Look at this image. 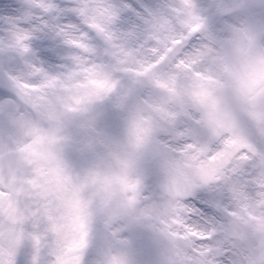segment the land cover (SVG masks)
Segmentation results:
<instances>
[{"label":"clouds","instance_id":"clouds-1","mask_svg":"<svg viewBox=\"0 0 264 264\" xmlns=\"http://www.w3.org/2000/svg\"><path fill=\"white\" fill-rule=\"evenodd\" d=\"M67 2L54 0L58 7ZM166 2L167 27L149 26L127 44L130 54L113 47L121 42L118 30L99 13H69L57 25L40 9L32 26L39 30L21 43L0 22V103L11 100L10 110L29 126L61 137L55 146L32 145L35 196L23 208L41 205L44 216L30 228L64 264H112L114 257L122 264H264V182L259 171L249 175L258 159L248 153L244 161L243 148L225 143L238 135L264 149V123L243 101L244 59L230 43L232 29L245 25L264 49V0H252L255 15L222 14L231 0H198L205 27L190 36L170 10L186 18L182 0ZM19 7L11 0L6 10ZM92 24L117 36L109 43ZM55 28L80 43H66ZM105 76L115 87L97 99L90 81ZM15 133L34 139L24 129ZM49 150L63 173L45 159ZM74 194L88 233L83 248L69 206ZM47 217L58 232L49 231ZM42 264H56L55 256Z\"/></svg>","mask_w":264,"mask_h":264},{"label":"snow or ice","instance_id":"snow-or-ice-1","mask_svg":"<svg viewBox=\"0 0 264 264\" xmlns=\"http://www.w3.org/2000/svg\"><path fill=\"white\" fill-rule=\"evenodd\" d=\"M5 7H11V2L0 0V8ZM166 7H168L166 0H162L158 6L146 3L145 0H68L63 7H58L54 0H48L47 3L44 0H20L19 8L0 12V22L6 25L5 32L12 36L17 43H21L31 38L39 30L32 26L38 19L37 13L40 9H47L54 16L57 25L69 13L79 14L82 17L93 12L99 13L106 16L108 23L118 30L121 42L113 47H118L121 51L130 54L132 49L128 48L127 44L140 40L149 26L167 27L168 19L162 11ZM180 7L187 11L186 18H182L176 7H172L170 10L177 13V19L184 25V30L189 36L205 27V19L200 14L198 0H182ZM258 7L259 5L254 4L252 0H231V4L221 8L220 11L222 14L255 15ZM91 27L104 33L105 39L109 43L117 36L116 32H105L97 24H92ZM55 30L56 35L63 37L66 43L73 45L80 43L71 39L62 28H55ZM232 30L234 36L230 43L234 51L244 59V104L252 119L264 123V111L258 110L259 106L264 104V49L257 47L256 33L250 27L242 25L234 27ZM23 50L29 51L27 44L23 45ZM105 52L115 54L110 48H106ZM35 70L43 71L38 66ZM55 79V77L50 78L48 83H54ZM90 83L96 85L98 89L97 99L101 98L100 92L108 93L115 87V84L111 83L106 76L103 79H94ZM157 83L161 84V81H157ZM75 99L77 104L82 101V98ZM11 103V100L0 103V117L4 120V127L0 128V187L7 186L9 188V192H0V198H3L8 205L3 223H0V264H42L43 257L47 254L55 256L56 264H64L61 254L47 249L45 244L47 237H42L30 228V225L38 223L44 216L41 205L35 203L29 208H23L24 202L33 200L35 196L34 190L30 187L35 182L28 175V170L33 164L32 145L46 141L49 146H55L61 137H58L55 132L40 134L39 129L29 126L18 111L10 110ZM16 129H24V136L34 137V139L21 140L15 133ZM225 131L231 132L232 129H225ZM261 131H264V128ZM225 143L229 146L243 148L245 150L244 161L249 159L248 153L256 156L258 159L257 168L253 169L249 175L255 176L259 171L261 181L264 182V149H260L238 135L230 136ZM45 159L55 163V171L64 172L63 162L54 152L49 150ZM36 171L38 172L39 169ZM64 179L68 181L70 177L65 175ZM69 206L77 211L75 226L80 232L77 247L83 248L87 244L88 233L86 224L79 215L82 202L78 194H74V198L69 201ZM13 207L16 209L15 212L12 211ZM47 219L49 231L58 232L59 228L52 218L47 217ZM29 248L31 249L30 253ZM67 251L71 253L72 249L69 248ZM112 264H122V261L114 257Z\"/></svg>","mask_w":264,"mask_h":264},{"label":"flooded vegetation","instance_id":"flooded-vegetation-1","mask_svg":"<svg viewBox=\"0 0 264 264\" xmlns=\"http://www.w3.org/2000/svg\"><path fill=\"white\" fill-rule=\"evenodd\" d=\"M7 203L3 198H0V223H3L4 214L6 212Z\"/></svg>","mask_w":264,"mask_h":264},{"label":"rangeland","instance_id":"rangeland-1","mask_svg":"<svg viewBox=\"0 0 264 264\" xmlns=\"http://www.w3.org/2000/svg\"><path fill=\"white\" fill-rule=\"evenodd\" d=\"M9 2H11V0H9ZM7 10H6V7L5 8H0V12H6ZM209 38H213L212 36H211V34H209Z\"/></svg>","mask_w":264,"mask_h":264}]
</instances>
